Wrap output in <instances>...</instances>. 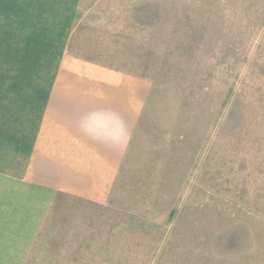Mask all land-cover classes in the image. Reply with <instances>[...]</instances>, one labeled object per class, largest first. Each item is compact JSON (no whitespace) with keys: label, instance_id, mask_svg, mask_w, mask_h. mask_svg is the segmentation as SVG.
<instances>
[{"label":"rangeland","instance_id":"1","mask_svg":"<svg viewBox=\"0 0 264 264\" xmlns=\"http://www.w3.org/2000/svg\"><path fill=\"white\" fill-rule=\"evenodd\" d=\"M76 33L146 81L138 128L106 201L59 195L24 264H264V0H81Z\"/></svg>","mask_w":264,"mask_h":264},{"label":"crops","instance_id":"2","mask_svg":"<svg viewBox=\"0 0 264 264\" xmlns=\"http://www.w3.org/2000/svg\"><path fill=\"white\" fill-rule=\"evenodd\" d=\"M80 4L0 0V264L26 262L59 195L105 202L138 128L146 81L70 47Z\"/></svg>","mask_w":264,"mask_h":264}]
</instances>
